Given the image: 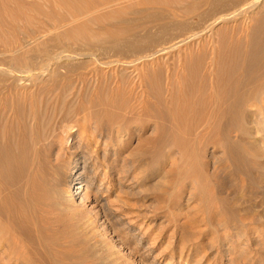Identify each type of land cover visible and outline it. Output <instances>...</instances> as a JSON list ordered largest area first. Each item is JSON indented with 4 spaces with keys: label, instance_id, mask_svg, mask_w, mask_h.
Segmentation results:
<instances>
[{
    "label": "bare ground",
    "instance_id": "1",
    "mask_svg": "<svg viewBox=\"0 0 264 264\" xmlns=\"http://www.w3.org/2000/svg\"><path fill=\"white\" fill-rule=\"evenodd\" d=\"M27 1L30 0H0V251L5 249L3 254L13 261L12 264H42V258L37 256L44 253L46 242L55 236L53 233H46L43 226L47 221H44L46 218L43 219V214L64 210V206L61 208L64 201H71L72 205L75 203L74 198L67 199V190L63 188L68 179L65 182L61 179L64 174L65 151L63 154L55 151L60 143L56 139L59 135L57 130L62 135L61 144L66 145L73 137L75 128L80 127L77 128L79 142L84 140V145H88L94 131L87 124L89 117L98 119L99 124L95 129L104 132L109 140H112L109 136L112 129L125 122L122 113L113 112L115 109L123 110L124 105L119 102L120 97L117 98L121 94L106 100L107 96H103L104 94L87 97L81 96L85 91L81 95L75 91L74 99L76 96L79 101L69 106L67 93L72 95L74 84L77 85L78 82L88 83L91 78L100 77L111 80L117 72L113 73L114 67L123 66L125 70L133 68L127 74L134 75L140 87L148 90L155 84L150 76L147 83H144L140 69L142 64L145 65L157 54H171L176 51V58L171 55L172 58L165 61L166 72L161 68L154 72L164 76V94L162 97L161 92L157 93L160 98H155L156 103L158 102L155 107L159 108V101L165 105L156 114L163 113L162 122L169 120L173 124L170 131H166L158 120L159 126L164 130L161 129L163 134L160 133V141L166 142L167 135L171 138L170 143L177 142L176 132L183 128L188 133H185L187 136L194 135L191 136L194 140L188 136L189 140L195 141V137H200V144L201 141L204 142L201 137L206 135L207 144L225 145V155L238 161L243 159V154L248 149L259 160L262 159V154L264 156V151L260 150L264 144V9H256L260 0L139 1L142 6H149L144 9H132L134 4H131V9L127 7V4L135 0ZM122 4L127 6L123 7ZM120 5L119 9H114V14L110 12L109 23L104 24L100 11ZM86 17H91V22L96 21L98 27L95 29L98 34L95 30L92 31L95 36L90 35V31L89 34L86 33L91 26L84 30L83 25L86 22H82L83 25L80 23L85 32L79 23L69 32L62 31L63 24L76 23ZM249 22H252L251 26ZM221 24H232L231 27L228 26L230 28L227 27L230 32L223 35L226 33L224 30H228L224 27V30H220L223 34L218 36L219 39L212 41L210 36L214 27ZM79 28L81 31H78ZM101 32L102 36L99 34ZM4 37H10V40H4ZM103 53L108 56L102 58ZM80 56L90 58L88 66L76 74H71L65 63ZM137 65H141L140 68ZM125 75L126 73L124 76L119 75L121 78L115 81L118 84L123 83ZM144 84L147 86L144 87ZM158 85L162 86L159 83ZM146 89L144 92L148 94ZM152 90L150 94L154 95L155 87ZM179 101L187 103L186 107H181ZM70 117L76 119V125L75 121L73 124L72 121L68 122ZM62 118L66 120L58 124V120ZM232 132L236 137L234 139L230 136ZM188 142L182 144L189 146L191 142ZM157 143L156 148L163 147L161 143ZM194 144L190 147L195 148ZM190 147H187L188 151ZM201 149L198 154L202 152ZM185 150L186 146L184 153ZM195 150L196 148L192 149V152ZM188 151L186 150L184 156ZM198 158L195 156V159ZM105 159L106 167L114 168L117 165L113 162L115 158L110 159L106 155ZM252 159L250 161L255 164L256 159ZM240 163L243 164L238 162ZM248 166L251 165L248 163ZM77 168L78 164L69 174L71 183L75 181L78 184L73 192L70 190L71 197L81 193L78 189L84 183L80 181ZM257 168L258 172L261 170L264 173V161ZM250 169L252 168L249 171ZM245 170L249 173L247 167ZM255 170L257 169L254 168L253 171ZM177 181L176 179L174 182L177 184ZM172 193L174 195L173 191L169 194L171 198ZM27 209L30 213L24 214ZM230 209L232 212V207ZM48 263L52 264L50 261Z\"/></svg>",
    "mask_w": 264,
    "mask_h": 264
},
{
    "label": "rangeland",
    "instance_id": "2",
    "mask_svg": "<svg viewBox=\"0 0 264 264\" xmlns=\"http://www.w3.org/2000/svg\"><path fill=\"white\" fill-rule=\"evenodd\" d=\"M139 1L143 3L145 0H135L127 4L128 6L126 4H122V6L126 5L129 9H131V4H134L132 9L149 7L142 6ZM263 2V0L258 1L256 9H264ZM119 7L121 5L111 8L104 7L105 10L100 11L104 24L109 23V18H111L109 15L114 14V9H119ZM127 7L125 9H128ZM104 8L101 7V9ZM82 22L84 24L86 22L88 26L83 25ZM95 22V20L91 22V17H86L76 23L63 24L62 31L69 32L73 26L79 23L80 28L82 25L85 27L84 29L82 26V31L91 26L94 29H87L86 33L89 34L90 31V35H94L93 32L96 31L98 34V30H96L98 26ZM249 24L251 26L252 22ZM229 25L232 26V24ZM229 25H216V28L213 29V36H210L212 41H217L218 36L223 34V31L220 32V30H224ZM76 27L78 29V26ZM80 28L78 31H81ZM224 32L226 33L223 35H227V32L230 31L228 29ZM102 33H99L100 36ZM97 36L99 37V35ZM6 40H10V37H7ZM61 46L63 47L62 43ZM176 53V51H172L171 54L160 53L150 59L151 61H147L148 64H142V68L139 67L141 65H137L143 72L141 74H143L144 83H147V78L150 76L153 84H155L151 89L149 88L150 91L145 88L148 94L144 92L145 89L140 87L139 81L138 79L136 81L134 75L127 74L133 68L125 70L123 66L114 67L113 73L117 71V75L113 76L114 79L111 78L112 81L106 77L97 78L99 80L89 78V84L86 81L85 84L78 82L77 85L74 84L75 87L73 86L72 92L74 93L72 95L67 93L69 97L66 96V99L67 103L69 101V106H73L75 101L76 103L79 101L76 96L74 99L75 91L79 92L80 95L85 91V95L81 96L87 97L92 94H104L103 96H107L106 100L121 94L122 96L117 98L120 97L118 100L124 105L123 110L115 109L113 112L122 113L125 122L121 126H115L116 130L112 129L111 134L115 133L109 135L112 139L109 140L105 137L104 132L95 129L99 124L98 119L89 117L87 124L90 126L89 129L94 131L91 134L92 140L88 145L85 144L86 146L84 140L79 142L77 128L80 127L75 128L73 137L69 139L66 145L61 144L62 135L60 130H57L59 135L56 139L60 143L55 151L60 152V154L65 151V167L61 179L63 182L66 181V178L68 179L63 188L65 191L67 190L68 194L65 195L67 199L74 198L75 203L72 205L71 201H64L61 206V208L64 206V210H53L51 213L43 214V219L46 218L44 221H47L43 226L47 231L46 233L48 235L53 233L56 237L53 236V239L46 242L47 244L44 246L46 249L44 253L47 252V256L44 253H37L39 256H36L43 260L42 264H49L48 261L52 264H264V173H261V170L258 172L257 168L258 164L264 161L262 160L264 159L262 152L260 151L262 154L260 158L262 159L259 160L257 156H252L251 152L253 151L248 149L243 154L244 160L239 159L240 161H238L225 155L227 154L225 145L221 143L207 144L206 135L201 137L204 142L201 141L200 144L198 142L200 137H195V141H192L194 135L191 137L189 134L188 136L192 139L189 140L190 138L186 135L188 133L183 128L180 131L175 129L178 131L175 136L178 139L177 142L170 143L169 135V137L165 136L166 142L160 141L162 138L160 133L163 134L161 131L163 127L160 126L163 124L164 129L170 131L173 124L169 123L171 122L169 120L165 121L164 124L161 120L163 113L156 114V112L160 113V109L165 105L158 100L159 108L155 107L158 105L155 98H160L158 95L160 92V95L164 94L162 92L164 90V76L161 77L154 72L160 68L164 70L165 61L172 58L171 55L176 58ZM103 54L102 58L108 56L106 53ZM162 57L165 59L164 61ZM88 59L90 58L80 56L76 60L67 61L65 66L71 70V74H76L88 66ZM164 72L166 71L164 70ZM125 73V81L123 80V83L118 84L115 80L118 81V78H121L119 75L124 76ZM158 83L163 88L162 86L159 87ZM180 84L183 83L180 82ZM146 86L144 84V87ZM154 87L156 91L154 90V95H151ZM179 102L181 107H186L187 103ZM182 102L185 104L184 106ZM148 103H151L150 106ZM152 108L157 109L153 110ZM65 120V118L58 120V124ZM70 121L72 124L75 121L74 125H76L75 118L70 117L68 122ZM214 124L216 125V123ZM230 136L233 139L236 138L234 133H230ZM168 138L170 141H167ZM156 139H158L157 142L161 143L160 145H163V147H157L165 148L164 151L156 148ZM188 141H192L190 145L195 143L194 147L197 153L192 152V149L195 148L182 144L185 142L188 144ZM167 143L168 146H165ZM197 144L202 148V152L199 154L200 148ZM174 145L175 147H173ZM263 145L260 149L262 151H264ZM185 146L187 151V147H190L186 157L184 156L186 150L185 153L183 152ZM159 151H163L164 156L162 155L163 152L159 153ZM182 152L183 154H181ZM157 153L160 156L156 155ZM106 155H109L110 159L115 158L113 162H116L117 165L114 168L106 167ZM191 156L192 158H190ZM195 156L196 158L199 157V160L195 159ZM249 157L256 159L255 164H252L254 161L251 162ZM238 162H243V164H238ZM248 163L251 166H248ZM76 164H78L77 170L80 173V181H84V183L80 184L81 188L78 189L81 193L71 197L70 193L75 190L78 184L75 181L71 183L69 174ZM252 165L257 170L253 171ZM244 166L247 167L248 171L249 168L253 170L250 169L251 172L248 173ZM256 177L258 183L260 182L259 184L255 180ZM252 178L253 182H251ZM176 179L178 180L177 184L175 183ZM204 181L206 182L204 183ZM72 187L74 188L71 189ZM172 188L173 190H171ZM70 190L72 191L70 192ZM167 190L174 192L172 198L169 195L170 192H165ZM226 205H229L228 208ZM28 210L23 213H30ZM78 234L82 239L79 238ZM77 235L78 237H76ZM4 250L0 251V264H12L13 261L3 254Z\"/></svg>",
    "mask_w": 264,
    "mask_h": 264
}]
</instances>
